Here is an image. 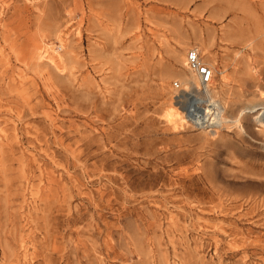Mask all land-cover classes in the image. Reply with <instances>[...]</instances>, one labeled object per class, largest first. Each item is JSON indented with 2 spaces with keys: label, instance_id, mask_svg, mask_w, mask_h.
I'll list each match as a JSON object with an SVG mask.
<instances>
[{
  "label": "rangeland",
  "instance_id": "obj_1",
  "mask_svg": "<svg viewBox=\"0 0 264 264\" xmlns=\"http://www.w3.org/2000/svg\"><path fill=\"white\" fill-rule=\"evenodd\" d=\"M192 46L264 101V0H0V264H264L256 113L164 116Z\"/></svg>",
  "mask_w": 264,
  "mask_h": 264
},
{
  "label": "built area",
  "instance_id": "obj_2",
  "mask_svg": "<svg viewBox=\"0 0 264 264\" xmlns=\"http://www.w3.org/2000/svg\"><path fill=\"white\" fill-rule=\"evenodd\" d=\"M186 69L194 78L185 84L172 81L173 101L183 109L186 124L195 130L215 132L225 127L224 106L211 93L215 68L205 60L197 46L186 52Z\"/></svg>",
  "mask_w": 264,
  "mask_h": 264
},
{
  "label": "bare ground",
  "instance_id": "obj_3",
  "mask_svg": "<svg viewBox=\"0 0 264 264\" xmlns=\"http://www.w3.org/2000/svg\"><path fill=\"white\" fill-rule=\"evenodd\" d=\"M64 43V42H63ZM44 44V43H43ZM44 47V45H43ZM49 49V48H48ZM54 50V49H53ZM56 50V49H55ZM46 54V53H45ZM48 54V53H47ZM39 57H43V55L39 54ZM60 58H61V55H60ZM49 61L54 64L55 66H58L55 58H48ZM60 64V63H59ZM183 64L186 66V58L183 59ZM62 65V64H61ZM214 67V66H213ZM63 68V67H62ZM58 69V68H57ZM222 73V72H221ZM226 77L225 74H222V79L224 80ZM191 80L194 81V78L191 77ZM190 81V80H189ZM162 85V84H161ZM214 88H213V85H212V88H211V93L215 94L214 93ZM245 93V92H244ZM262 95V96H261ZM261 97H263V92L262 94H260ZM260 97V98H261ZM225 107V105H224ZM244 113H251V114H254L256 113V115L254 116V119L259 123V125L261 124L262 125V130L264 132V101L260 99V101L258 102H253L252 104H249L245 107H243L242 109H240L238 111V114L235 118H230L227 116L226 114V110L224 108V116H223V120H224V124H226L227 122L229 121H232L234 123L237 124V126L239 127V129L242 131V132H246L245 128L243 127L242 123L240 122V117L244 114ZM164 116H165V119L166 121L172 125V127H176V128H179V127H183V124L185 123L186 124V120H185V117H184V113H183V109L181 107H179L177 104L175 105L173 102L170 103L169 106L166 107L165 111H164ZM233 123V124H234ZM182 124V126H181ZM231 126V125H230ZM217 134V131L214 132V134Z\"/></svg>",
  "mask_w": 264,
  "mask_h": 264
}]
</instances>
